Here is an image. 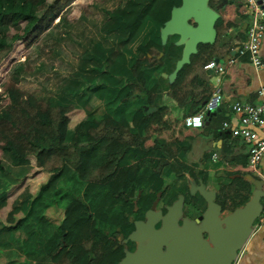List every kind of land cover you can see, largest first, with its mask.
Listing matches in <instances>:
<instances>
[{"label": "trees", "instance_id": "16d2710c", "mask_svg": "<svg viewBox=\"0 0 264 264\" xmlns=\"http://www.w3.org/2000/svg\"><path fill=\"white\" fill-rule=\"evenodd\" d=\"M76 1L0 0V66L4 62L8 64L0 78V172L3 171L2 157L9 155L20 165L28 162L29 157H34L36 168L32 175L50 174L47 184L54 182V174L61 169L74 173L77 182L86 184L89 189L85 201L74 195L64 210L65 218L58 228L65 235V245L52 254L53 263L120 264L125 258L126 247L134 251L135 244L128 240L135 232V223L140 219L146 221V212L151 211L159 200L165 199L163 177L166 165L176 178L187 174L197 185L208 182L207 173L195 172L176 157L179 145L196 136L194 129L185 126L186 118L204 113L206 122L211 119L204 129L212 127L216 120L223 122L227 119L218 112L215 118H208L203 107L219 84L222 82L224 96L247 84L237 80L243 76L238 64L249 60L239 56L236 48L240 46L237 43L232 45L239 38L230 36L232 30L241 29L246 18L241 6L244 0L224 6V0L208 1L209 7L220 14L215 41L199 45L197 54L192 55L189 63L176 72L163 98H160L158 85L149 86L146 72L163 66L165 57H171L175 46L171 45L164 56L163 45L155 40L139 45L129 68V78L124 80L128 92L121 101L126 103L134 97L144 96L145 104L133 113L131 122H127L125 116L117 122L107 114L101 120L90 114L76 126L72 139L68 141L74 107L53 106L49 101L23 91L19 86L21 72L30 68L24 67V62L20 60L34 46L42 55L54 54L52 49H40V42L54 26L68 24L70 9ZM181 2L128 0L124 6L106 13L108 19L102 31L115 33L119 40L127 43L136 37L145 21L163 29L170 21L173 10L181 7ZM56 20H59L57 24ZM96 53L100 60H106V56L112 59L111 51ZM230 58L236 61L233 66L228 62ZM212 61L223 62V81L221 76L210 75L204 69ZM173 108L183 111L180 118L174 114ZM228 130L232 134L231 129ZM236 145L233 142L222 150V160L226 164H235L237 172L227 174L229 183L219 187L215 200L221 211L228 213L246 206L254 182L260 181L250 173L249 156H236ZM131 150L140 160L129 167H121L122 157ZM143 169H149L151 173L149 182L152 185L147 187V191L143 188L146 182L141 176ZM29 184L26 178L7 193L9 204L4 219L12 229H19L22 205L32 197ZM93 192L100 195L101 202L91 208L86 199L91 193L94 195ZM182 195L184 218L193 221L205 213L207 203L200 195H192L189 189L184 190ZM177 200L178 196H175L169 204ZM88 209H93L94 213L91 214ZM166 212L163 208L162 214ZM101 224L105 226L100 228ZM108 227L114 228L109 235L106 232ZM118 235H122L123 239H119Z\"/></svg>", "mask_w": 264, "mask_h": 264}, {"label": "crops", "instance_id": "0c3cea01", "mask_svg": "<svg viewBox=\"0 0 264 264\" xmlns=\"http://www.w3.org/2000/svg\"><path fill=\"white\" fill-rule=\"evenodd\" d=\"M230 1L234 2V0H228V2ZM248 23L249 19L245 18V20L242 21L241 29L231 31V33H234L230 36L239 38L238 41L232 43L233 46H235L236 43L241 46L246 42ZM146 24L147 23H143L136 37L129 42L127 41V43L119 40L118 36L114 33L118 41L115 51L120 50V52H118L121 55L123 54L121 53L123 49L137 42L143 26L147 27ZM150 40L154 39L150 38L145 42H138L135 46V51L131 52V57L133 58L137 55V47L139 45H145ZM159 43L164 47V56L169 52L171 45L175 46L171 57H165L163 66L156 69H148L146 72L148 73L147 77L150 75L153 77L148 83H150L151 86L158 85L160 87V98H163L168 86L173 82L176 72L180 68L185 44L181 41L179 36L163 37L162 34ZM237 49L238 48H236V51ZM260 56L264 60V38L260 49ZM221 64H223V62H221ZM238 69L240 72H243V76L239 77L237 80H243V82H247V84L245 83L243 86L232 90L230 94L224 96V103L218 111V114H224L227 119L223 122L216 120L209 129L202 128V131H199L200 129H194L196 133L194 137L202 136L198 142L201 146L199 153L194 155L192 151L193 147L183 146V142L178 147L179 153L176 159L195 172L207 173L209 177L208 182L206 184L199 182V185H197L187 174L176 178L173 173H170L169 165H166L164 169L166 175L163 177L166 190L165 199L159 200L153 211L146 212V221L152 214H162L163 208L168 212L175 204L180 206L181 211L179 213L182 215L184 202L182 192L184 190L189 189L192 195L198 194L200 196L203 190L212 194L216 200L219 195V187L229 183L227 174L237 172L235 164H226L222 160L224 156L222 152L223 148H228L233 142H236L237 145L234 146L236 156H249L250 145L239 138L233 139L230 131L228 129H223L222 126L223 123L227 122L232 130H234V128H240L239 120L230 108L231 104L242 102L255 105L264 101V95H260L261 91L264 92V69H256L249 61H246L245 64L239 63ZM127 78H129V74L126 79ZM89 80L92 79L89 78ZM220 80L223 81L224 76H221ZM120 84L121 87L118 82L105 83L102 80L96 81L94 84H88L83 92H81L83 89L82 87L77 90H73L71 87L74 92L66 91L65 93H57L55 94V99L53 98L54 101L52 97L43 98V100L49 101L53 106L63 105L74 107L75 112L72 114L74 119L72 123H70L67 135V140L70 141L74 135L76 126L90 114H94L97 120H101L102 117L107 114L117 122L122 121L123 116L126 117L127 122L132 121L133 113L145 104L144 96L140 98L134 97L126 103H123L121 100L127 94L128 90L122 86V82H120ZM221 85L222 82L219 84V87H221ZM172 110L179 118L181 114H183V111H177L175 108ZM215 117L214 115L213 118ZM254 133L257 136V141L264 139V131L255 130ZM28 160L29 161L25 164L20 165L16 164L9 155H4L2 157L3 171L0 172V264H54L52 254L65 245L63 241L65 235H62L58 228L59 224L64 221V210L68 207L74 195L82 197L85 201L86 192L89 189L86 184L77 182V179H74V173L64 169L54 174V182L47 184L51 175H32L36 168V159L34 157H29ZM139 160L135 151L131 150L122 157L121 167H129ZM168 162H172V160ZM258 172L260 176L256 177L257 175L250 171L253 177L258 178L260 180L259 182L262 184L254 185L248 204L254 203L259 210H262L264 206V157L258 165ZM141 176L146 180L143 188L147 191V187H151L152 185L149 182V177H151L149 169H143ZM26 178L30 181L29 193L32 197L22 205L23 216L19 229H12L10 224L6 223L4 219L9 204L7 193ZM214 185L218 187L215 188ZM42 188L43 191H41ZM200 188H202V190H200ZM93 193L94 195L91 193L90 198L86 199V204L89 207L91 206V208L92 205L97 206V203L101 202L100 195H95V192ZM91 195L94 198H92ZM175 196H178V200L170 205L169 201ZM207 210L208 209H206V211ZM88 211L91 214L94 213L93 209H88ZM206 211L202 215L203 217L207 214ZM235 212H221V214L233 215ZM197 220L198 219L193 221L197 222ZM146 221L140 219L135 224H144ZM104 226V224H101L100 228ZM159 226L158 228H161V226ZM254 228V233L247 239L241 250V257L237 264H264V225L259 223V217L254 220L251 230ZM113 231V227H108L106 230L108 235ZM132 236H135V233L131 235V237ZM122 237V235H118L119 239H122ZM207 243L210 246V242ZM123 244L126 245V241H124ZM210 247L213 248L212 246ZM130 251L131 250L127 249V247L125 248V258ZM122 262L120 264H122Z\"/></svg>", "mask_w": 264, "mask_h": 264}, {"label": "rangeland", "instance_id": "374dc122", "mask_svg": "<svg viewBox=\"0 0 264 264\" xmlns=\"http://www.w3.org/2000/svg\"><path fill=\"white\" fill-rule=\"evenodd\" d=\"M127 1L77 0L70 9L71 14L68 24L63 23L54 26L40 42V49H52L54 54L52 56L42 55L39 49L34 46L21 57L20 62H24V67H28L30 70L21 72L20 88L37 98L52 97L54 101L57 93L71 92V87L73 90L82 87L81 92H83L88 84H94L96 81L102 80L105 83L118 82L120 87V82H122V86H124V80L128 76L129 68L136 57H131V52L135 51L136 44L145 42L150 38L160 42L162 33V29L158 26L145 21L147 27L143 26L138 41L123 49L121 51L123 54L121 55L119 53L120 50H118L119 52L115 51L118 44L115 34L103 32L102 27L108 19L106 13L124 6ZM58 22L59 20H56L55 24ZM97 51H111L112 59L106 56L105 59L108 62L104 59L100 60V56L98 57L96 53ZM113 55L116 56L115 59ZM7 67L8 64L6 62L0 66V78ZM89 78L92 80H89ZM152 78V75H150L148 81ZM200 138L202 136L188 138L183 142V146L193 147L192 151L195 155L201 149L200 143H198ZM74 177V179L77 178L75 174ZM216 187L218 186L216 185ZM190 217L193 219V213H191ZM229 217H234V214L220 215V219L223 221ZM198 220L200 223L192 221L193 224H190L187 218L180 215L175 220V224L180 230L188 223L192 225L194 230L203 231L202 240L210 242V246L213 247L209 234L204 231V217H199ZM224 227L226 226L224 225ZM149 245L150 241H145L138 248L146 251ZM168 247L162 248L161 254L157 258L158 261L169 253ZM184 264L189 263L184 262Z\"/></svg>", "mask_w": 264, "mask_h": 264}, {"label": "water", "instance_id": "95a60500", "mask_svg": "<svg viewBox=\"0 0 264 264\" xmlns=\"http://www.w3.org/2000/svg\"><path fill=\"white\" fill-rule=\"evenodd\" d=\"M208 1L210 0H182L181 7L173 10L170 21L162 29L163 37L176 35L185 44L179 70L189 63L192 55L197 54L200 44L215 41L220 14L209 7ZM228 3L232 2L224 0L222 6ZM206 72L214 75L212 71ZM214 115L215 113H207L208 118ZM210 120L209 118L205 122L206 126ZM257 184L262 183L254 182V185ZM201 197L208 205L203 222L204 231L209 234L214 248L202 240V231L194 230L192 225L187 223L183 229H178L175 220L181 215V210L175 204L165 215L152 214L144 224H135V236H130L128 241L135 244L137 249L130 251L122 264H232L237 252L251 236V226L260 216L261 209L254 203L248 204L242 210H236L234 217L223 221L220 219L221 208L215 203L213 195L202 190ZM159 223L161 228H156ZM189 223L193 224L192 221ZM196 223L200 221L197 220ZM145 241H150L146 251L138 248ZM166 246H169V253L158 261L162 248Z\"/></svg>", "mask_w": 264, "mask_h": 264}, {"label": "built area", "instance_id": "2783aa9c", "mask_svg": "<svg viewBox=\"0 0 264 264\" xmlns=\"http://www.w3.org/2000/svg\"><path fill=\"white\" fill-rule=\"evenodd\" d=\"M260 1V3L258 2ZM244 8L243 15L249 19L247 27V40L238 49L240 57H247L249 62L258 70L264 69V60L260 56V49L264 36V1L263 0H244L242 1ZM230 65L236 64L233 58L228 60ZM206 71H212L215 75L221 76L224 72V65L220 62L212 61L205 68ZM263 96L264 92L261 91ZM224 103V94L221 87H217L211 94L209 100L204 107L205 113H216L220 110ZM232 112L238 118L240 128H234L232 136L243 140L250 145L249 151V167L250 171L259 177L258 165L264 157V139L257 141L255 130L264 131V101L260 104H247L235 102L230 105ZM204 113H198L196 116L188 117L184 123L187 128L202 129L205 126L206 118ZM224 129H230L227 122L223 125ZM259 223L264 225V206L260 211ZM252 230L251 235L254 233ZM242 250V249H241ZM241 250L237 252L236 258L232 264H237L241 257Z\"/></svg>", "mask_w": 264, "mask_h": 264}, {"label": "flooded vegetation", "instance_id": "af4514ba", "mask_svg": "<svg viewBox=\"0 0 264 264\" xmlns=\"http://www.w3.org/2000/svg\"><path fill=\"white\" fill-rule=\"evenodd\" d=\"M196 219H198V218H196ZM196 219H195V220H196ZM134 251H135V248H134Z\"/></svg>", "mask_w": 264, "mask_h": 264}]
</instances>
